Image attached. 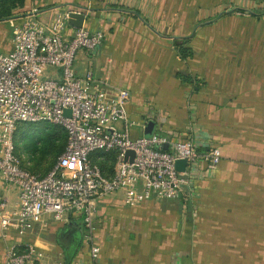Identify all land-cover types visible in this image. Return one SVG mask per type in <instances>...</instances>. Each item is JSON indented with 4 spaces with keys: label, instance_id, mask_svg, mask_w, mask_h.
<instances>
[{
    "label": "crops",
    "instance_id": "0c3cea01",
    "mask_svg": "<svg viewBox=\"0 0 264 264\" xmlns=\"http://www.w3.org/2000/svg\"><path fill=\"white\" fill-rule=\"evenodd\" d=\"M72 9L105 33L96 51L77 53L75 71L131 92L132 137L148 135L154 121L150 135L218 146L222 158L200 171L193 203L188 196L129 205L122 191L99 202L96 260L81 216L46 215L25 236L0 226V264L23 242L65 264H264V0H26L0 22V52L12 49L25 18L49 21ZM185 36L193 55L182 60L173 39ZM3 197L13 213L18 188L0 172Z\"/></svg>",
    "mask_w": 264,
    "mask_h": 264
},
{
    "label": "built area",
    "instance_id": "2783aa9c",
    "mask_svg": "<svg viewBox=\"0 0 264 264\" xmlns=\"http://www.w3.org/2000/svg\"><path fill=\"white\" fill-rule=\"evenodd\" d=\"M69 13L57 12L49 21L25 18L14 26L12 49L0 52V172L19 192L13 213L8 198L0 200V226L25 236L46 215L81 216L96 260L101 247L93 242V222L99 202L120 191L129 205L187 198L204 166L220 163L222 149L201 148L174 133L132 137L131 92L96 79L90 70L83 76L75 71L77 53L96 51L105 33L84 24L68 35ZM41 121L68 133L64 151L45 175L24 168L15 145L20 124ZM128 151L133 156L127 158ZM180 159L186 160L184 170L177 167ZM44 257L37 245L23 242L8 249L5 263L65 264Z\"/></svg>",
    "mask_w": 264,
    "mask_h": 264
},
{
    "label": "trees",
    "instance_id": "16d2710c",
    "mask_svg": "<svg viewBox=\"0 0 264 264\" xmlns=\"http://www.w3.org/2000/svg\"><path fill=\"white\" fill-rule=\"evenodd\" d=\"M25 1L26 0H0V22L13 17L15 11L18 8L22 7L25 4ZM190 41L191 36L178 37L173 39L176 52L182 60H187L190 56L193 55V50L189 45ZM178 76L183 81L188 83H193L195 81L194 76L188 71H180L178 72ZM34 123H37L39 126L33 130H29L30 122H24L22 123L23 125L20 124L19 126V130L23 133V135H26L27 138L29 137L30 139V146H28V144L25 149L30 154L40 151L42 153V157L56 151L58 159L59 155L64 151L68 142L67 131L59 125L46 121ZM56 161L54 162V164L56 163ZM54 164L52 165V167L54 166ZM101 164L103 167H107V163L102 162ZM22 166L32 171L26 166Z\"/></svg>",
    "mask_w": 264,
    "mask_h": 264
},
{
    "label": "rangeland",
    "instance_id": "374dc122",
    "mask_svg": "<svg viewBox=\"0 0 264 264\" xmlns=\"http://www.w3.org/2000/svg\"><path fill=\"white\" fill-rule=\"evenodd\" d=\"M38 126L39 125L37 123L30 122L29 130L36 129ZM19 129L20 127H18V130L15 135V145H16V152L22 162V165L26 166L27 168L31 169L33 172L37 174H42V175L47 174L51 170L52 165L57 159V152L55 151L49 153L48 155L43 157L40 151L30 154L25 149V147H27L28 144H29L28 146H30L29 143L30 139L29 137L27 138L26 135H23V133ZM107 167L110 168L111 166L107 163ZM195 195L196 194L189 195V197H191L192 203L193 201H196L194 200Z\"/></svg>",
    "mask_w": 264,
    "mask_h": 264
},
{
    "label": "water",
    "instance_id": "95a60500",
    "mask_svg": "<svg viewBox=\"0 0 264 264\" xmlns=\"http://www.w3.org/2000/svg\"><path fill=\"white\" fill-rule=\"evenodd\" d=\"M84 21H85V15L83 13H79V12H70L69 13L68 22L71 25H73L75 27H82L84 25ZM65 114H70V110L67 109L65 111ZM154 126H155L154 121L149 122V124L147 125V128H146V133H148V135H150V133L154 130ZM130 156H133L132 151L127 152V158ZM185 166H186V160L180 159L177 161L178 169L184 170Z\"/></svg>",
    "mask_w": 264,
    "mask_h": 264
}]
</instances>
